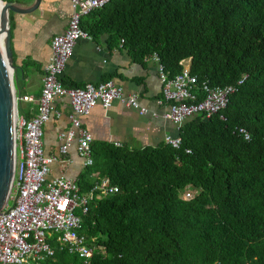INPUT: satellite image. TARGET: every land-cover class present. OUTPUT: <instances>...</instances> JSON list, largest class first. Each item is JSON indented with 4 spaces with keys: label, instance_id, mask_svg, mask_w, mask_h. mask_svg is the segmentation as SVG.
<instances>
[{
    "label": "trees",
    "instance_id": "obj_1",
    "mask_svg": "<svg viewBox=\"0 0 264 264\" xmlns=\"http://www.w3.org/2000/svg\"><path fill=\"white\" fill-rule=\"evenodd\" d=\"M86 17L92 39L133 63L156 54L169 78L189 61L199 85L243 79L223 109L182 122L177 148L90 143L86 176L117 192L82 217L80 234L104 249L87 264H264V0H109ZM44 264L84 263L57 248Z\"/></svg>",
    "mask_w": 264,
    "mask_h": 264
},
{
    "label": "built area",
    "instance_id": "obj_2",
    "mask_svg": "<svg viewBox=\"0 0 264 264\" xmlns=\"http://www.w3.org/2000/svg\"><path fill=\"white\" fill-rule=\"evenodd\" d=\"M108 1L68 0L71 7L69 19L64 31L51 39V56L43 66L37 109L30 118L19 109L20 104L30 98L16 92L17 167L8 204L0 214V264H44L45 260L55 256L57 248L76 255L84 264L96 252L104 254V249L97 246L94 239L88 242L86 236L80 234L82 217L97 201L116 193L117 188L110 185L106 177L95 176L85 192L74 180L50 178L51 167L57 157L46 155L42 128L50 118L53 102L66 98L70 108V126L58 134V156L64 155L68 145L76 140L77 155L82 166L87 168L92 164L91 135L82 127L80 119L89 115L94 106L106 109L117 101L139 115L150 113L157 116L155 111L139 102L137 93L125 92L111 79L85 82L76 87L64 86L59 79L75 42L91 39L81 29V19ZM149 59L155 63L160 82V95L155 103L164 109L159 115L174 124L176 129L197 113L208 118L223 109L243 82L240 79L234 84L211 86L204 81L199 85L197 76L190 73L189 61L181 62L183 68L180 73L169 78L156 54ZM239 131L245 138L249 137L245 129L240 128ZM163 142L177 148L180 138L165 134ZM180 198L187 201L192 198V192L187 189Z\"/></svg>",
    "mask_w": 264,
    "mask_h": 264
},
{
    "label": "crops",
    "instance_id": "obj_3",
    "mask_svg": "<svg viewBox=\"0 0 264 264\" xmlns=\"http://www.w3.org/2000/svg\"><path fill=\"white\" fill-rule=\"evenodd\" d=\"M70 12L68 0H41L35 11L14 14L12 50L14 64L18 69L15 73L16 92L30 98L20 104L22 113L27 118L34 115L37 109L43 66L51 56V39L64 31ZM86 18L83 17L81 21ZM59 79L61 83L63 81L65 84L78 85L111 79L121 85L125 92L137 93L139 102L157 113V116L150 113L139 115L117 101H113L106 109L96 105L89 115L80 119L82 127L91 135V142L135 149L155 146L163 142L165 134L176 133L175 125L159 115L164 109L155 103L160 95V82L155 63L149 58L141 63H133L119 46L109 48L103 37L79 39L75 42ZM69 113L66 98L55 100L50 118L42 128L46 155L57 157L51 167L50 178L64 177L77 183L82 180L92 183L96 175L86 176V168L82 166V160L76 152V140L68 145L64 155L58 156V134L69 128Z\"/></svg>",
    "mask_w": 264,
    "mask_h": 264
},
{
    "label": "water",
    "instance_id": "obj_4",
    "mask_svg": "<svg viewBox=\"0 0 264 264\" xmlns=\"http://www.w3.org/2000/svg\"><path fill=\"white\" fill-rule=\"evenodd\" d=\"M41 0L22 4L0 0V214L9 201L17 167L16 66L11 48L9 13L28 14Z\"/></svg>",
    "mask_w": 264,
    "mask_h": 264
}]
</instances>
